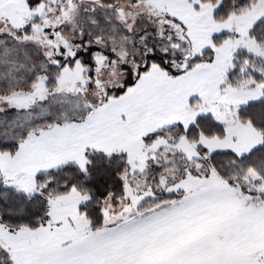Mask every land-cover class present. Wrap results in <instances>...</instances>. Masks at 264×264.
Here are the masks:
<instances>
[{"label": "snow or ice", "instance_id": "6c2138e0", "mask_svg": "<svg viewBox=\"0 0 264 264\" xmlns=\"http://www.w3.org/2000/svg\"><path fill=\"white\" fill-rule=\"evenodd\" d=\"M0 264H264V0H0Z\"/></svg>", "mask_w": 264, "mask_h": 264}]
</instances>
